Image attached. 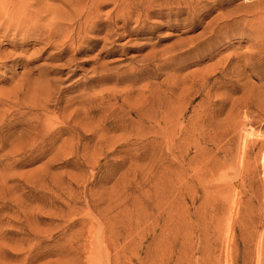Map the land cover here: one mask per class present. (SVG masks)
<instances>
[{
    "label": "rangeland",
    "instance_id": "374dc122",
    "mask_svg": "<svg viewBox=\"0 0 264 264\" xmlns=\"http://www.w3.org/2000/svg\"><path fill=\"white\" fill-rule=\"evenodd\" d=\"M0 264H264V0H0Z\"/></svg>",
    "mask_w": 264,
    "mask_h": 264
}]
</instances>
